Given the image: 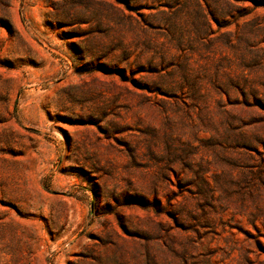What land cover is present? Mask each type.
<instances>
[{
  "label": "rangeland",
  "instance_id": "1",
  "mask_svg": "<svg viewBox=\"0 0 264 264\" xmlns=\"http://www.w3.org/2000/svg\"><path fill=\"white\" fill-rule=\"evenodd\" d=\"M0 264H264V0H0Z\"/></svg>",
  "mask_w": 264,
  "mask_h": 264
}]
</instances>
